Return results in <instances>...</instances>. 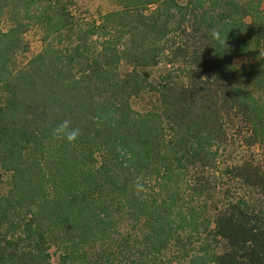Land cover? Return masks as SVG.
<instances>
[{
    "label": "trees",
    "instance_id": "16d2710c",
    "mask_svg": "<svg viewBox=\"0 0 264 264\" xmlns=\"http://www.w3.org/2000/svg\"><path fill=\"white\" fill-rule=\"evenodd\" d=\"M75 3L0 0V264H264V0Z\"/></svg>",
    "mask_w": 264,
    "mask_h": 264
},
{
    "label": "rangeland",
    "instance_id": "374dc122",
    "mask_svg": "<svg viewBox=\"0 0 264 264\" xmlns=\"http://www.w3.org/2000/svg\"><path fill=\"white\" fill-rule=\"evenodd\" d=\"M75 9H73L75 14L79 17H99L101 14H105L110 10L115 8V0H75ZM8 25L3 24V28L8 29ZM42 31L40 28L30 29L25 35L24 39L27 43L29 49L26 53H19L16 56V61L19 66L26 65L30 59L41 52L43 44L41 41ZM246 58L238 59L235 61L237 66L242 63L247 62ZM148 98H136L132 100V106L136 111H142L149 107ZM233 134L230 133L229 138ZM236 135V134H235ZM246 136L244 134H241ZM239 137L234 136L235 146H229L225 150H221L220 155L217 159L218 173L225 170L228 165H233V163L240 162L243 159L252 160L253 163L264 164V154L260 148H250L247 144L240 142ZM0 174L3 183L0 185V194H5L8 191L9 176L2 172L0 169ZM226 179V178H224ZM227 181V180H226ZM57 256H54V261ZM56 262V261H55Z\"/></svg>",
    "mask_w": 264,
    "mask_h": 264
},
{
    "label": "clouds",
    "instance_id": "9594fccd",
    "mask_svg": "<svg viewBox=\"0 0 264 264\" xmlns=\"http://www.w3.org/2000/svg\"><path fill=\"white\" fill-rule=\"evenodd\" d=\"M214 36L218 35L217 33H213ZM57 137H63L68 142L75 141L77 137L79 136V129H74L70 127V122L65 120L62 122L53 133Z\"/></svg>",
    "mask_w": 264,
    "mask_h": 264
}]
</instances>
